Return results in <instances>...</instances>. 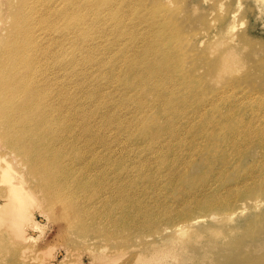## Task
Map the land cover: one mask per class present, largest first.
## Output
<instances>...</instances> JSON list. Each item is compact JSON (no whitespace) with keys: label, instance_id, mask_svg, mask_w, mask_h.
I'll use <instances>...</instances> for the list:
<instances>
[{"label":"bare ground","instance_id":"6f19581e","mask_svg":"<svg viewBox=\"0 0 264 264\" xmlns=\"http://www.w3.org/2000/svg\"><path fill=\"white\" fill-rule=\"evenodd\" d=\"M17 1L11 24L0 32V226L23 222L26 209L34 204L61 223L67 253L82 246L95 253L99 264H114L107 252L93 250L86 235L100 236L118 249L130 247L138 235L140 246L132 248L122 264H164L167 249L141 238L142 234L162 222L185 218L192 209L205 210L215 196L195 202L192 192L185 193L174 216L166 208L142 215L135 173L149 163L147 184L152 189L159 187L155 179L163 173L171 182L176 160H187L199 146L194 138L188 139L190 133L200 131L199 125L206 133L213 130L208 138L214 143L221 140L223 149L240 152L238 142L255 136L264 143V124L255 126L261 118L264 121V104L248 108L253 101L248 92L218 96L211 90L206 97L196 72L182 69L184 60L192 57L183 52L186 31L171 19L174 10L159 0ZM3 5L6 14L12 2L0 0V16ZM135 12L137 18L128 19ZM138 44L155 58L147 56L150 60L145 63L141 53L129 56ZM115 49V57L106 55ZM216 59L221 61L215 56L211 62ZM123 64L125 72L119 74ZM239 81L233 77L228 84L234 87ZM245 88L255 89L251 81ZM258 88L264 94L262 83ZM147 95H152L153 103H146ZM149 106L154 114L136 123ZM114 129L120 131L111 138ZM161 141L164 144H158ZM137 154L143 158L130 161ZM102 170H110L111 178ZM124 173L130 179L125 185L120 183ZM102 190L118 197L113 208L106 207L110 201L105 203L103 214L76 201L78 197L95 201ZM127 227L135 235L119 240ZM22 229L17 238L29 241ZM258 234L264 237V230ZM30 243L10 251L13 260L5 264H48L42 261V248ZM8 248L0 239L1 256Z\"/></svg>","mask_w":264,"mask_h":264},{"label":"rangeland","instance_id":"374dc122","mask_svg":"<svg viewBox=\"0 0 264 264\" xmlns=\"http://www.w3.org/2000/svg\"><path fill=\"white\" fill-rule=\"evenodd\" d=\"M9 1L12 2V6L8 8L6 14L5 6H2L0 32L11 24V11L14 12V5L16 6L18 2L17 0ZM159 1L168 10H174L171 19L186 31L185 37L188 38L187 42L182 44L183 52L186 53V57L191 53L192 57L184 60L182 69H192L196 72L195 75L199 76L202 83L200 85L202 90L206 91V97L211 94L209 92L211 90L218 91L216 92L218 96L224 93L231 95L235 92L237 94L248 92L253 96L252 107L248 108L264 104L261 100L264 94H261L258 88L261 83L264 85V0ZM141 12L144 13L142 10ZM136 14L139 13L129 14L128 19L134 16L137 18ZM123 46L124 44L120 47L123 48ZM223 50L225 51L220 55ZM116 52L117 49L106 55L115 57ZM140 53L142 54L140 58L147 59V56L150 59L155 58L154 55L149 56L140 44L128 52V55L135 56ZM226 54L233 57L231 62L228 57H225ZM204 56L209 57V61L204 59ZM215 56H219L221 61L216 59L212 63L211 59ZM245 56L250 59H245ZM150 59H147L145 63ZM170 64L175 65V62L172 60ZM119 66L121 67L119 74H123L125 65ZM229 67L231 70L227 71ZM233 77L239 78L240 81L231 87L232 85L228 82ZM247 81L253 83L254 90L245 88ZM130 94L135 95L133 91ZM144 100L148 104L153 103L152 95H147ZM146 111L138 116L136 123L146 118V114H154L156 110L149 106ZM242 113L243 111L238 112L239 115ZM199 121V117H196V123ZM161 123L163 119H160ZM263 124L264 121L261 118L255 126ZM199 126L201 129H198L200 131L197 134L188 135V139L194 138L199 146L190 152L187 160H176L173 165L174 173L171 174L172 183L168 181L169 175L163 173L155 179L159 182V187L152 189L147 184L152 168V164L149 163L143 166L140 172L135 173V178H139L140 186L137 200L141 205L142 215H153L166 208L174 216L178 212L179 200L185 193L191 192L195 202L214 195L213 205L203 211L192 209L190 215L175 219L173 223L162 222L154 225L152 232L142 234L145 236L141 238L167 249L164 264L264 262V237L258 234L264 230V143L255 136L238 142L240 152L227 146L223 149L220 139L214 143V139L208 138L210 136L208 133L213 130L206 133L205 128L202 129V126ZM119 131L116 129L110 131L111 138H115ZM169 135L172 134L169 133ZM169 135L166 138L169 139ZM176 142V139L170 138L171 144ZM160 143L164 144L162 141L158 142ZM142 158L143 154H137L135 159L130 161L138 162ZM123 169L126 170L125 167ZM102 172L106 177L111 178L110 170H102ZM245 177L247 180L244 181ZM11 178L15 176L12 175ZM122 179L124 181L120 183L124 185L130 180L127 173H124ZM105 182L104 179L103 184ZM173 182H175L174 185ZM1 188L3 187L0 184ZM95 189L96 194L97 188ZM117 198L115 194L102 190L95 201L86 200L84 197H78L76 201L79 204H88L93 212L100 215L106 209L105 203L110 201L111 204L106 207L113 208ZM131 205L133 207L132 203ZM39 209L31 204L26 209L27 214L23 222L4 223L0 226V239L7 242L9 246L8 251H5L2 256L0 254V264L13 260L14 256L10 251L29 245L30 242V244H37L39 249L42 248L40 249L41 252L44 251L42 261L48 264H62V262L63 264H99L97 257L93 256L95 253H89L82 246L69 249L67 253L65 250L67 246H63L65 238L63 239L61 235V223L48 218ZM127 213H131V210L127 209ZM22 228L29 236V241L17 238L16 233L23 230ZM257 228L259 232H256ZM133 232L134 229L130 227L124 228L118 239L121 240L126 235H135ZM136 234L140 232L136 231ZM137 236L129 242L130 247L120 249L94 234L86 235L85 239L89 244L92 243L94 251L98 249L107 252L109 255L107 258L114 259V264H122L130 256L131 249H138L140 246L142 240ZM69 238L74 236L71 235ZM122 253L125 255H121Z\"/></svg>","mask_w":264,"mask_h":264}]
</instances>
